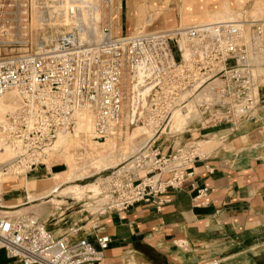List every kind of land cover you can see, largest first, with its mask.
I'll return each instance as SVG.
<instances>
[{"label": "built area", "instance_id": "obj_1", "mask_svg": "<svg viewBox=\"0 0 264 264\" xmlns=\"http://www.w3.org/2000/svg\"><path fill=\"white\" fill-rule=\"evenodd\" d=\"M56 8L57 0H0V96H16V106L0 122L1 146L13 152L0 163L2 176L37 172L57 137L86 111L98 140L114 136L124 121L165 129L175 111L190 106L207 127L226 125L230 131L264 114V19L180 23L120 37L112 35L110 24L100 42L81 43L78 30L35 40L49 28ZM203 157L193 145L166 155L144 150L134 160L144 174L111 176L112 194L100 214L139 204L162 211L168 190L183 187L192 175L187 167ZM171 160L178 164L167 170ZM207 192L199 188L195 199ZM4 196L0 187V201ZM5 209L0 204V251L8 260L104 262L109 236H97L94 246L81 236L85 225L56 236L38 218Z\"/></svg>", "mask_w": 264, "mask_h": 264}, {"label": "crops", "instance_id": "obj_2", "mask_svg": "<svg viewBox=\"0 0 264 264\" xmlns=\"http://www.w3.org/2000/svg\"><path fill=\"white\" fill-rule=\"evenodd\" d=\"M114 8L112 31L141 25L137 14L126 23L124 0ZM205 136L217 144L187 167L192 175L183 187L168 190L162 211L139 204L85 225L81 236L94 246L97 236L110 237L102 264H264V114L234 131L213 127ZM150 146L162 155L174 149L173 143L164 147L162 136ZM199 188L208 194L196 200ZM6 260L0 255V264Z\"/></svg>", "mask_w": 264, "mask_h": 264}, {"label": "rangeland", "instance_id": "obj_3", "mask_svg": "<svg viewBox=\"0 0 264 264\" xmlns=\"http://www.w3.org/2000/svg\"><path fill=\"white\" fill-rule=\"evenodd\" d=\"M223 1L224 0H135V1L124 0V12H125L124 19L126 23L127 20L128 21L130 20V17L134 15L135 16L138 15V17L142 19L141 25L137 26L136 29L135 27L132 28L131 31H128L126 28L125 33L119 35L114 34V35L116 37H120L132 33H137L140 31L163 30L166 28L175 27L182 22H183L182 24H192L198 22H210V21L213 22L214 20L215 21L216 20L246 21V20L264 19V0H228L230 3V8L226 10L228 16L227 17L224 16V18L217 19L213 17V14L214 12L217 13V11H220L222 9L221 5ZM115 2L116 0H113V5H115ZM102 5H103L102 11L99 16L100 20L98 21V24L101 27L100 31H104V29L110 26V24L112 26V21L114 16V13L110 8L109 3L102 2ZM203 5L207 7L206 10H202ZM62 10L63 9L60 8L54 9L53 12H55V17L53 18V21L50 25H48L47 23V26L49 28H43L37 34H35V38H34L35 40L37 38H40L41 40L44 41H50L54 36H56V34L60 32L69 31V30H78V25L76 21L70 22L71 24L67 25L66 21L67 19H69V17L62 16L60 13L62 12ZM75 12H71L73 14H70L71 16H74L73 17L74 19L76 18L74 14ZM163 22L165 26L161 24ZM73 25L76 26L73 27ZM193 109L187 114H184L185 113L184 111L183 114L177 113L175 111L170 118L168 126L165 129L163 128L160 130H158L154 126L129 127L126 121H124L125 125L119 128L118 132L114 136L107 138L106 139L107 141L98 140L93 133L92 134L93 136L92 137L90 136L88 138V141L91 142H90V146L88 145V148L86 150L81 149V144H79V142L72 140L68 143L65 151L58 152L53 148L55 144L54 142L53 145L51 146L50 151L48 152V158L45 160L46 165L40 167L37 172H33L29 174L27 177H25L29 181L32 180L37 181V183L35 184L36 190L34 192L40 197L44 196L49 191V187L54 186L56 183V180H54V178L52 177V173H60L61 171L69 170L67 162L68 161L70 162V157H72L73 163L76 161L75 164H77L78 166L82 164L81 166L88 167L86 168L87 171L84 172L85 177H82V179L76 180L73 183L81 184V185L96 183L98 193L94 192L93 194L91 190L89 191L87 190L84 193L85 196L69 193L68 195L59 197L56 203L53 204L52 207L50 208V211L43 216H40L32 211H24L25 213L22 211L23 213L20 214H30L32 216H37L39 220L46 225L48 230L52 231V233L54 234L56 233L62 234L64 230L61 229L66 227L70 228L75 224L87 225V223H89L94 217H97L100 214V212H102L105 203L108 201V194L110 195L112 194L111 193L112 183H109L110 177L115 175L116 171L126 166L130 161H132L138 155L137 154L136 156L128 160L131 157V156L129 157V155L130 154L133 155L134 151L136 152L135 148L139 147L140 145L144 144L146 141L150 139L148 142L149 146L147 145L145 148L148 147L146 149L147 153L152 152V147L150 145L156 140V139H151L153 133L157 134L159 137L162 136L164 138V147H167L170 143L174 144L173 147L174 149L171 148L168 154H170L173 150H176L180 147L183 146L188 147L191 145L196 147L198 153L200 154L210 152V150L217 143H214L212 141L210 143H207L210 141L212 137L205 136V134L208 133L213 127H207L204 124L205 118L203 119V117H201L200 114L194 112ZM5 113L6 110L0 111V120H2L3 117L6 115ZM175 116H179V119L177 121L178 124L175 123L173 120V117ZM74 127L69 132L63 133L62 135L68 133L69 135H71L72 133H74ZM93 130H94V119H93L92 132ZM133 136L135 137L134 139H132ZM109 140H113V141H109ZM96 142L101 144H98ZM110 143L111 144L114 143V144L109 145ZM205 143H207L208 145H206ZM104 146L107 147V150L106 147ZM111 147L112 148L115 147V148L111 149ZM132 147L134 148L133 150L131 149ZM111 151L114 153L118 152L123 154L124 157L122 158L123 160L121 159V162L128 160L127 163L126 162L123 163L120 166V168L111 169L110 168L111 165L108 164L110 163L109 161L107 162V161H100L99 159H94L97 156L100 157V155L101 156L108 155ZM72 153L74 154V156H72ZM2 156L5 158L10 157L7 156L5 153L1 152L0 163L3 162ZM177 164H178L177 161H172V160L166 162L167 170H170ZM107 165L110 166L106 167ZM132 166L138 169V174H139L138 176L144 174L145 171L139 169V167L136 164V161L132 163ZM133 170L135 171V169L132 168V170L126 174H129V176H131L132 178H137L138 176L135 177L134 174L132 173ZM98 182L99 184H97ZM8 185H13V188L9 189ZM25 185L27 186V183L25 182V180H23L22 176L12 175L6 178L0 174V187L2 188V192L5 193L4 202L6 204L12 203L18 205L17 210L31 206V204L26 199ZM35 203H40V202H35ZM3 254H4L3 251H0V255ZM4 264H16V263L14 260H6Z\"/></svg>", "mask_w": 264, "mask_h": 264}, {"label": "bare ground", "instance_id": "obj_4", "mask_svg": "<svg viewBox=\"0 0 264 264\" xmlns=\"http://www.w3.org/2000/svg\"><path fill=\"white\" fill-rule=\"evenodd\" d=\"M102 2L109 3L112 11H113V9H115L114 8L115 5H113V0H57V8L63 9L62 12H60L61 15L69 17V19H67V21H66L67 25L71 24L70 22H73V21L77 22L78 30L80 33L81 43L100 42L103 39V36H104L103 31H100L101 27L98 24V21L100 20L99 16H100V13L102 11V6H103ZM221 6H222V9L221 10L219 9L220 11H217V13L214 12V14L212 13L213 17L219 19V18H224V16L225 17L228 16L226 10L230 8L229 1L224 0L222 2ZM206 8H207L206 6H204V5L202 6V10H206ZM75 11H78V12H75ZM71 12H75L74 13L76 16L75 19L73 18L74 16L70 15V14H73ZM179 17H180V15H179ZM230 19H232V18H230ZM114 21H116V19L112 21V24ZM246 21H250V20H246ZM74 26H76V25H73V27ZM136 28H137V26L135 27V29ZM114 34L119 35L120 31H118L117 29H113L112 35L115 36ZM15 106H16V96L14 93H7L3 96H0V111L6 110V113H7V112L11 111L12 109H14ZM192 109H193V106H190L188 111H184L185 112L184 114H187L188 112L192 111ZM176 112L183 114V111H180V110H177ZM173 119L178 121L179 116H175V117H173ZM169 121H170V119H169ZM169 121H168V124H169ZM139 128H142V127H139ZM92 129H93V116H92V114L88 111L80 113L78 116L76 125L74 127V133H72L71 135H69V133L65 134V135L60 134L57 137L55 144L53 146L54 150H56L58 152L65 151L68 143L72 140L79 142V144H81V149L86 150L88 148V145L90 146V142H91V141L90 142L88 141V138L90 136L91 137L93 136L92 135L93 134ZM158 137L159 136L157 134L153 133L151 139H157ZM134 138L135 137L133 136L132 139H134ZM149 140L137 148H135V146H134V148L136 149V152L134 151L133 155L129 153L130 154L129 157L130 156L131 157L128 160H130L131 158H133L137 154H140L143 150H146L148 147L147 148H145V147L147 145L149 146V144H148ZM106 141H105V143H106ZM109 141H113V140H109ZM202 141H205V140H202ZM210 142L211 141H209L207 143H210ZM96 143H98V142H96ZM207 143H205V144L208 145ZM98 144H101V143H98ZM102 144H104V143H102ZM113 144L114 143H112V144L110 143L109 145H113ZM0 145H1V138H0ZM74 146H75V144H74ZM104 147H106V146H104ZM114 148L111 147V149H114ZM134 148L132 147L131 149L133 150ZM106 150H107V147H106ZM1 152L5 153L7 156H10L8 158H5L2 156L3 161L10 159L11 156L13 155V152L10 149L5 148L3 151L2 146L0 147V155H1ZM126 154H128V153H126ZM72 156H74L73 153H72ZM123 157H124L123 154L118 153V152L114 153L111 151L108 155H104V156L100 155V157L97 156L94 159H99L100 161H107V162L109 161L110 163H108V164L111 165L110 168L111 169H117V168H120V166L123 163H125V162L127 163L128 160L121 162V159ZM67 160H68V157H67ZM133 160L130 161L126 166L122 167L121 169H119L116 172L119 173V172H123L126 170L131 171L132 168H134L135 171L133 170L132 173L134 174L135 177H137L138 176V169H136L134 166H132V163L134 162ZM75 162L73 163V159H72V157H70V162L69 161L67 162L69 170L61 171L60 173H52V177L54 178V180H56V183H55V185L53 184L54 186H51V187L48 186L49 191L44 196H41V197L38 196L34 192L36 190L35 184L37 183V181H35V180L29 181V180H27V178L23 177V180H25V182L27 183V186L25 185L26 199L31 204V206L26 207L24 209L17 210L18 205H15L12 203L6 204L4 201H0V204H2L4 207H7V209L3 210L5 212V214L17 215V214L23 213L24 211H32V212H34L40 216H43L50 211V208L52 207L53 204L56 203V201L58 200L59 197L68 195L69 193H74L77 195H84V193L87 190L88 191L91 190L93 192V194H94V192L98 193L96 183H90L87 185H81V184L73 183L74 181L80 180V179H82V177H85L84 172L87 171L86 168H88V167L81 166L82 164L80 166H78L77 164H75ZM106 163H104V164H106ZM110 165H107L106 167H108ZM70 183H72V184H70ZM68 184H70V185H68ZM97 184H99V182ZM8 188L9 189L13 188V185H8ZM35 202H40V203H35ZM34 217L38 218L37 216H34ZM124 263H125V261H124ZM127 264H138V263L135 260H130Z\"/></svg>", "mask_w": 264, "mask_h": 264}]
</instances>
